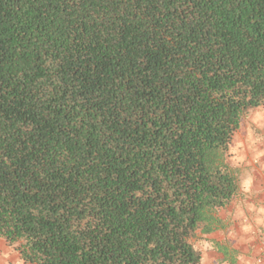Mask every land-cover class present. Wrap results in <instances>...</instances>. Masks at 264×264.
Masks as SVG:
<instances>
[{
  "label": "trees",
  "instance_id": "obj_1",
  "mask_svg": "<svg viewBox=\"0 0 264 264\" xmlns=\"http://www.w3.org/2000/svg\"><path fill=\"white\" fill-rule=\"evenodd\" d=\"M261 106L264 0H0V237L31 264H203Z\"/></svg>",
  "mask_w": 264,
  "mask_h": 264
},
{
  "label": "crops",
  "instance_id": "obj_2",
  "mask_svg": "<svg viewBox=\"0 0 264 264\" xmlns=\"http://www.w3.org/2000/svg\"><path fill=\"white\" fill-rule=\"evenodd\" d=\"M246 157L249 156L242 155L239 171V206L234 207L235 211L227 207L230 216L225 221L221 219L226 225L211 233H220L211 239L214 247L217 242L229 244L235 253L225 258L215 248L214 257L210 258L216 264H264V157Z\"/></svg>",
  "mask_w": 264,
  "mask_h": 264
},
{
  "label": "rangeland",
  "instance_id": "obj_3",
  "mask_svg": "<svg viewBox=\"0 0 264 264\" xmlns=\"http://www.w3.org/2000/svg\"><path fill=\"white\" fill-rule=\"evenodd\" d=\"M242 155L249 157L255 155L258 158L264 157V107H258L252 110L245 116L241 124L240 129L235 133L231 145L229 160L232 166L235 168L239 175L241 171ZM246 157V158H249ZM257 158V159H258ZM259 160V159H258ZM239 206V202L235 200L230 205V208ZM236 208L233 209L235 211ZM218 216L222 220H227L230 215L228 209H221L218 211ZM223 222L221 223V225ZM224 226L226 224H223ZM222 225V226H223ZM223 228V227H222ZM220 234L200 235L199 238L194 240L195 246L201 251L203 256V264H216L214 262V245L212 243L213 236ZM216 238H218L216 236ZM210 256L212 258H210ZM216 261V259H215ZM0 264H31L24 262L19 253L16 251L13 245L0 237Z\"/></svg>",
  "mask_w": 264,
  "mask_h": 264
}]
</instances>
